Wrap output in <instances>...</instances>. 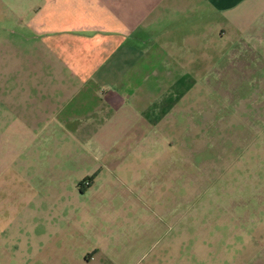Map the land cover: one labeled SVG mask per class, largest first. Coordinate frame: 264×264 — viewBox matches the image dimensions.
Here are the masks:
<instances>
[{
	"label": "rangeland",
	"instance_id": "1",
	"mask_svg": "<svg viewBox=\"0 0 264 264\" xmlns=\"http://www.w3.org/2000/svg\"><path fill=\"white\" fill-rule=\"evenodd\" d=\"M54 1L60 23L95 22L105 4ZM244 49L225 39L219 58L204 51L219 60L217 70L198 64L206 75L179 63L190 82L152 128L132 120L113 132L96 120L88 138H42L33 174L13 156L0 174V264H45L50 250L96 243L178 248L186 264H264V59ZM21 146L12 154L28 152Z\"/></svg>",
	"mask_w": 264,
	"mask_h": 264
},
{
	"label": "crops",
	"instance_id": "2",
	"mask_svg": "<svg viewBox=\"0 0 264 264\" xmlns=\"http://www.w3.org/2000/svg\"><path fill=\"white\" fill-rule=\"evenodd\" d=\"M103 2L95 22L60 23L54 0H0V174L14 168L13 156L24 173L37 172L42 138H88L84 128L96 120L116 125L113 132L132 120L154 127L190 82L179 63L217 70L219 60L203 53L219 58L225 39L264 59V0ZM188 44L196 58L185 56ZM119 110L126 114L106 116ZM15 143L28 152L12 154ZM181 251L96 243L50 250L45 264H58L56 255L70 256L64 264H186Z\"/></svg>",
	"mask_w": 264,
	"mask_h": 264
}]
</instances>
